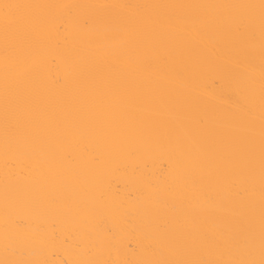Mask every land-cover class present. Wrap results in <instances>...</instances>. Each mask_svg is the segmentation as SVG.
Masks as SVG:
<instances>
[{
  "label": "bare ground",
  "instance_id": "6f19581e",
  "mask_svg": "<svg viewBox=\"0 0 264 264\" xmlns=\"http://www.w3.org/2000/svg\"><path fill=\"white\" fill-rule=\"evenodd\" d=\"M4 2L0 262H259L261 0Z\"/></svg>",
  "mask_w": 264,
  "mask_h": 264
},
{
  "label": "snow or ice",
  "instance_id": "6c2138e0",
  "mask_svg": "<svg viewBox=\"0 0 264 264\" xmlns=\"http://www.w3.org/2000/svg\"><path fill=\"white\" fill-rule=\"evenodd\" d=\"M25 7L19 4L7 3L4 0H0V19L3 20L5 30L14 26L18 22L17 10ZM262 9V33H264V0H261ZM261 247L262 258L259 262L248 259H236L229 261H175V262H162V264H264V227H262L261 234ZM0 264H15V262H0Z\"/></svg>",
  "mask_w": 264,
  "mask_h": 264
}]
</instances>
